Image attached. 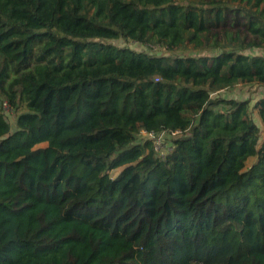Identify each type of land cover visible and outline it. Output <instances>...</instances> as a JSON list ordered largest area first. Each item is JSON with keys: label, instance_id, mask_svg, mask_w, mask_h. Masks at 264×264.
<instances>
[{"label": "trees", "instance_id": "obj_1", "mask_svg": "<svg viewBox=\"0 0 264 264\" xmlns=\"http://www.w3.org/2000/svg\"><path fill=\"white\" fill-rule=\"evenodd\" d=\"M238 83L264 87V0H0V264H264Z\"/></svg>", "mask_w": 264, "mask_h": 264}, {"label": "rangeland", "instance_id": "obj_2", "mask_svg": "<svg viewBox=\"0 0 264 264\" xmlns=\"http://www.w3.org/2000/svg\"><path fill=\"white\" fill-rule=\"evenodd\" d=\"M111 42L114 43L115 45L119 46V47L127 46V47L133 48L135 50H139V51L144 50V51H147L149 53L159 54L162 52V50L158 46H145V45H142L138 42H133V41H123L121 39H116V40H113ZM219 94H221L225 97L248 98V99H250V105H252L253 102L257 98L264 96V87H259L255 84L244 85V84L238 83V84H236L230 88H225V89L220 90ZM15 117H13V118L15 119ZM253 117H255L254 114H253ZM162 137H164V136L162 135ZM166 139H167V137H166ZM253 159L254 158L248 159V161L246 163L247 167L250 166Z\"/></svg>", "mask_w": 264, "mask_h": 264}, {"label": "built area", "instance_id": "obj_3", "mask_svg": "<svg viewBox=\"0 0 264 264\" xmlns=\"http://www.w3.org/2000/svg\"><path fill=\"white\" fill-rule=\"evenodd\" d=\"M2 106H3L4 113H6L8 115V117H9V118L8 117L7 118L10 119V117H12V115L15 113L14 110L6 102H3ZM174 132H179V131L175 130ZM162 135L164 137H162ZM146 137L147 138L151 137V138L154 139L155 150L158 151V153L161 154V155L164 154V150L166 148H169L167 143H165L166 133L164 131H160V132L154 133L153 131H146L144 129L140 130L139 138L142 139V138H146Z\"/></svg>", "mask_w": 264, "mask_h": 264}]
</instances>
